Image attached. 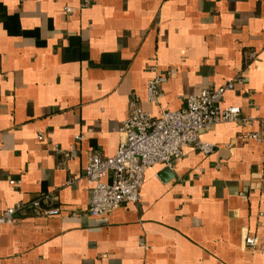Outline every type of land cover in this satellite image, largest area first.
<instances>
[{"label": "crops", "instance_id": "0c3cea01", "mask_svg": "<svg viewBox=\"0 0 264 264\" xmlns=\"http://www.w3.org/2000/svg\"><path fill=\"white\" fill-rule=\"evenodd\" d=\"M79 5L0 0V215L47 195L62 209L0 225V264H264V0ZM153 69L167 80L148 102ZM229 81L221 105L248 123L202 131L210 154L182 145L137 204L86 215L85 166L115 154L131 101L156 117Z\"/></svg>", "mask_w": 264, "mask_h": 264}, {"label": "built area", "instance_id": "2783aa9c", "mask_svg": "<svg viewBox=\"0 0 264 264\" xmlns=\"http://www.w3.org/2000/svg\"><path fill=\"white\" fill-rule=\"evenodd\" d=\"M90 1L80 0V8H86ZM73 11L72 8H64L66 14ZM152 72L154 75L146 86L148 102H154L159 97L158 88L167 80L157 69ZM234 86L235 81H229L217 89L202 90L196 95L187 96L181 109L164 110L156 117L150 116L135 101H131L129 115L119 129L123 139L115 154L107 158L92 154L85 166L84 179L92 188L86 215L107 217L125 204H137L145 172L155 165L170 167L182 156V145H192L203 155L210 154L213 147L200 140L202 131L220 124L248 123L237 107L221 105L225 93L232 91ZM42 138V135L37 137L39 141ZM248 138L260 140L257 135H249ZM54 152L69 159V154L56 146ZM9 184L14 185V182L10 181ZM55 201L53 195H47L33 199L29 204L18 203L0 215V225L15 223L18 213L27 209L37 215L58 216L62 209L53 207ZM69 215L72 218L80 217L75 211ZM256 243L253 237L244 239L246 246L255 247Z\"/></svg>", "mask_w": 264, "mask_h": 264}]
</instances>
